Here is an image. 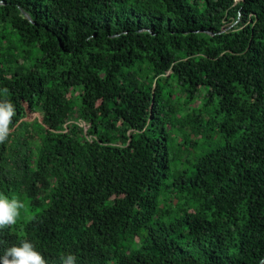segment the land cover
<instances>
[{"label": "trees", "instance_id": "trees-1", "mask_svg": "<svg viewBox=\"0 0 264 264\" xmlns=\"http://www.w3.org/2000/svg\"><path fill=\"white\" fill-rule=\"evenodd\" d=\"M4 101L0 193L35 212L0 255L27 239L48 264L264 259V0H0Z\"/></svg>", "mask_w": 264, "mask_h": 264}, {"label": "clouds", "instance_id": "clouds-1", "mask_svg": "<svg viewBox=\"0 0 264 264\" xmlns=\"http://www.w3.org/2000/svg\"><path fill=\"white\" fill-rule=\"evenodd\" d=\"M5 93L7 89H4ZM15 108L9 101L0 102V144L8 139L12 131V119ZM26 208L25 202L17 197L9 199L0 193V231L16 225L21 211ZM75 257L71 254L62 256V264H75ZM0 264H48L45 257L36 250L35 245L25 239L17 245L7 247L0 255Z\"/></svg>", "mask_w": 264, "mask_h": 264}, {"label": "rangeland", "instance_id": "rangeland-1", "mask_svg": "<svg viewBox=\"0 0 264 264\" xmlns=\"http://www.w3.org/2000/svg\"><path fill=\"white\" fill-rule=\"evenodd\" d=\"M170 84H171V86L172 85L174 86L173 83H170ZM168 90H171V92H173L175 99L177 98V100H174L171 103V107H172L171 109L176 110L178 108V106L182 107V105H184V101L186 100L183 92H179L178 89L173 90L172 87H170V86H166L164 89H162V92L165 94V93H168ZM201 93L196 96V98L194 99V102L191 104L190 107L200 106L201 103L203 104L204 89L201 91ZM167 105L168 104H166V106ZM214 110H215V103H213V105L210 104V106L208 108L209 113L214 111ZM187 111H188V108L184 107L183 113L185 114ZM33 115H35V114H33ZM156 127H158V126H156ZM165 130L167 131V136H168V150H169V159H170L171 170L175 171L177 169H183V168L187 167L186 164L184 163V160H185L184 159V147L182 149H180V147L177 145V142L180 139H182V137H183V136H181L182 135L181 132H179L178 130L176 131L175 128H171L168 124L165 126ZM208 135H210V137H211L208 144L204 143L206 141L205 137H201L197 140L198 146L201 147L199 150H201L203 153L214 148L216 145L219 144L218 142H220L221 137L219 136V134L217 132H214L212 134V131H209ZM192 139H194V137H192ZM197 154H198V152H197ZM18 198L21 199L22 201H24L25 205H26V208L21 211V216L19 219L22 218V214H25L27 217L34 214L35 211H32L29 209L28 202L25 199H22L21 197H18ZM19 219H18V221H19Z\"/></svg>", "mask_w": 264, "mask_h": 264}, {"label": "water", "instance_id": "water-1", "mask_svg": "<svg viewBox=\"0 0 264 264\" xmlns=\"http://www.w3.org/2000/svg\"><path fill=\"white\" fill-rule=\"evenodd\" d=\"M22 13H23V12H22ZM23 15H24L29 21H31L30 18H29L25 13H23ZM263 261H264V259L261 261V263H262ZM261 263H260V264H261Z\"/></svg>", "mask_w": 264, "mask_h": 264}]
</instances>
